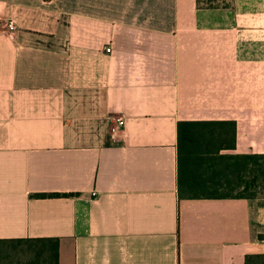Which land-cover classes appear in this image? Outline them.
Wrapping results in <instances>:
<instances>
[{
    "label": "crops",
    "instance_id": "1",
    "mask_svg": "<svg viewBox=\"0 0 264 264\" xmlns=\"http://www.w3.org/2000/svg\"><path fill=\"white\" fill-rule=\"evenodd\" d=\"M105 1L0 0V239L57 238V264H264V197L177 193L178 121L264 153V0Z\"/></svg>",
    "mask_w": 264,
    "mask_h": 264
},
{
    "label": "trees",
    "instance_id": "2",
    "mask_svg": "<svg viewBox=\"0 0 264 264\" xmlns=\"http://www.w3.org/2000/svg\"><path fill=\"white\" fill-rule=\"evenodd\" d=\"M232 0H195L197 8H228ZM235 123L182 120L177 123L179 198L254 199L264 197V153H229ZM37 193L38 197L66 196ZM58 239H0V264H57ZM249 256L246 264H249Z\"/></svg>",
    "mask_w": 264,
    "mask_h": 264
},
{
    "label": "built area",
    "instance_id": "3",
    "mask_svg": "<svg viewBox=\"0 0 264 264\" xmlns=\"http://www.w3.org/2000/svg\"><path fill=\"white\" fill-rule=\"evenodd\" d=\"M6 25L8 29L11 31L15 29V24L12 20H9ZM105 51L110 52L111 46L108 45L107 47H105ZM113 122H114V133H118L119 131H121L125 125V119L122 115H115L113 117Z\"/></svg>",
    "mask_w": 264,
    "mask_h": 264
},
{
    "label": "rangeland",
    "instance_id": "4",
    "mask_svg": "<svg viewBox=\"0 0 264 264\" xmlns=\"http://www.w3.org/2000/svg\"><path fill=\"white\" fill-rule=\"evenodd\" d=\"M105 2H109L110 3V0L108 1V0H106ZM104 2V3H105ZM101 7H102V5H101ZM104 7H109L110 8V5H108V6H104Z\"/></svg>",
    "mask_w": 264,
    "mask_h": 264
}]
</instances>
